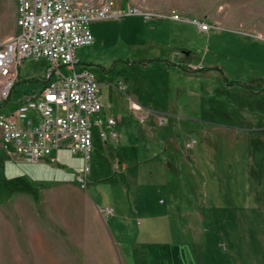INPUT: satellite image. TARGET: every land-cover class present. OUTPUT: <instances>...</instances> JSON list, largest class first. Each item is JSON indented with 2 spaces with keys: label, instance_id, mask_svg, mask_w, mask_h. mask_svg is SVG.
<instances>
[{
  "label": "rangeland",
  "instance_id": "374dc122",
  "mask_svg": "<svg viewBox=\"0 0 264 264\" xmlns=\"http://www.w3.org/2000/svg\"><path fill=\"white\" fill-rule=\"evenodd\" d=\"M102 1L183 20L90 24L75 53L120 137L94 135L86 173L0 146V264H264V0ZM15 30L0 0V47ZM48 65L23 60L0 114Z\"/></svg>",
  "mask_w": 264,
  "mask_h": 264
},
{
  "label": "built area",
  "instance_id": "2783aa9c",
  "mask_svg": "<svg viewBox=\"0 0 264 264\" xmlns=\"http://www.w3.org/2000/svg\"><path fill=\"white\" fill-rule=\"evenodd\" d=\"M125 15L183 20L178 13L160 15L136 5L115 12L102 0H14L16 30L0 47L1 99H9L23 60L45 59L49 65L15 108L0 114L3 151L29 164L55 166L58 151L68 149L83 157L86 173L94 135L105 144H117L116 119L102 114L101 82L75 50L93 43L91 23ZM131 109L140 105L132 103Z\"/></svg>",
  "mask_w": 264,
  "mask_h": 264
},
{
  "label": "trees",
  "instance_id": "16d2710c",
  "mask_svg": "<svg viewBox=\"0 0 264 264\" xmlns=\"http://www.w3.org/2000/svg\"><path fill=\"white\" fill-rule=\"evenodd\" d=\"M200 69H202V68H200ZM30 81L36 83V79H35V78L30 79ZM226 83H227L228 85H233L232 83H230V82H228V81H226ZM243 86H244L245 88H247V89L257 90V91H258V89H256L255 87L247 86V85H243ZM175 246H176V248L179 247V245H175ZM178 251H179V250H178Z\"/></svg>",
  "mask_w": 264,
  "mask_h": 264
},
{
  "label": "crops",
  "instance_id": "0c3cea01",
  "mask_svg": "<svg viewBox=\"0 0 264 264\" xmlns=\"http://www.w3.org/2000/svg\"><path fill=\"white\" fill-rule=\"evenodd\" d=\"M42 164H45V163H42ZM58 165H60V164L58 163Z\"/></svg>",
  "mask_w": 264,
  "mask_h": 264
}]
</instances>
